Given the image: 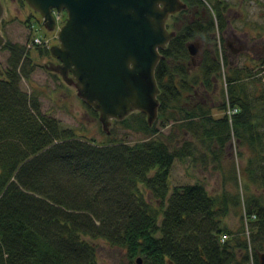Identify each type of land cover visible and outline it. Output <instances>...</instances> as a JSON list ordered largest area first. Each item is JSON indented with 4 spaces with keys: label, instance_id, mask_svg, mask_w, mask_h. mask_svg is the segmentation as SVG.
Returning a JSON list of instances; mask_svg holds the SVG:
<instances>
[{
    "label": "trees",
    "instance_id": "16d2710c",
    "mask_svg": "<svg viewBox=\"0 0 264 264\" xmlns=\"http://www.w3.org/2000/svg\"><path fill=\"white\" fill-rule=\"evenodd\" d=\"M183 1L188 7L173 18L176 35L160 49L164 58L155 68L157 119L149 125L144 113L132 112L119 121L142 134L133 143L81 138L42 112L37 94L19 85L33 69L25 45L4 43L0 264H99L95 238L124 249L126 264H138L137 258L140 264H259L264 246V88L249 97L241 84L234 85L240 76H228V98L214 107L236 111L212 114L206 95L215 91L227 56L220 60L215 43L213 52H202L199 72L191 73L187 44L208 39L209 28L183 15L203 0ZM211 10L212 26L216 19L222 30L224 15L217 6ZM230 128L249 151L241 169L244 199L237 195L235 200L243 204L245 224H253L244 239L239 236L244 229L236 236L222 226L231 201L227 193L213 195L194 182L176 185L168 194L174 159L191 153L184 136L203 143L215 138L217 159ZM181 139L183 145L172 149ZM230 180L238 186L240 177L238 181L235 173Z\"/></svg>",
    "mask_w": 264,
    "mask_h": 264
},
{
    "label": "rangeland",
    "instance_id": "374dc122",
    "mask_svg": "<svg viewBox=\"0 0 264 264\" xmlns=\"http://www.w3.org/2000/svg\"><path fill=\"white\" fill-rule=\"evenodd\" d=\"M0 1L4 8V15L0 20V32L4 36L5 42L25 45L24 56L30 61L33 68L28 79L21 78L20 88L28 93L37 94L42 112L58 119L62 127L72 128L77 136L93 140L96 143H105L113 139L133 143L142 137L140 132L132 127H126L124 123L119 122L120 120H111L109 133H107L103 130L98 119V112H92L90 107L77 96L75 87L66 84L57 73L45 68L47 61L56 62V59L50 54L49 47L58 44L57 27L64 21L65 11L58 26L56 25L53 30H48L43 26L40 14L33 10L25 0ZM203 2L201 5L190 6L186 14H183L185 20H195L201 27L209 28L208 39L198 37V40H193L197 52L189 60V69L191 73L199 72L202 52H213L216 46L220 60L223 55L227 56V64L221 63L215 91H210L206 95V104L213 105L211 112L215 117H218L224 114L225 109H217L214 106L228 98V76H240L234 85L241 84L249 97L257 95L264 88V0H203ZM213 6H217L224 15L222 30L217 26L216 19L214 27L212 26L211 9ZM177 13L170 15L166 20L168 30L175 29L172 22ZM31 24H33V29L30 28ZM33 33L42 40L41 46L27 45L32 40ZM228 41L230 45L227 44ZM240 45L242 48H239ZM231 48H239V50L233 53ZM7 57L8 50L2 46L0 48L1 78L5 76ZM248 74L249 76H246ZM168 129L166 127L162 130L167 133ZM184 137L192 144L191 153L183 158L176 157L174 159L168 176V194L176 185L194 182L204 185L210 194L227 193L231 197V201L228 212L222 218V226L234 232L236 236V233L244 229L239 235L244 239V236L246 237L252 231L253 224H245L243 204L235 203V200H237V195L240 196V200L244 199L241 169L249 154L247 147L240 145L237 136L232 134L230 128V139L220 150L219 157L214 159L212 150L218 147L215 138L203 143L194 140L188 134ZM182 145L183 140L181 139L172 143L171 148ZM235 173L238 181L240 177L238 186L235 185L234 180H230V177ZM148 198L152 204H155V200L150 195ZM92 242L96 246L99 264L127 263L124 249L111 246L102 238H95ZM263 251L264 246L258 253ZM237 257L241 259L240 252ZM239 264H253V262L240 261Z\"/></svg>",
    "mask_w": 264,
    "mask_h": 264
},
{
    "label": "water",
    "instance_id": "95a60500",
    "mask_svg": "<svg viewBox=\"0 0 264 264\" xmlns=\"http://www.w3.org/2000/svg\"><path fill=\"white\" fill-rule=\"evenodd\" d=\"M25 1L40 14L48 30L56 27L52 9L66 12L56 32L58 44L49 48L56 62L47 61L45 68L75 87L77 96L98 112L103 130L109 133L111 120H122L132 112L144 113L152 125L160 103L155 78V68L164 58L160 49L176 35L175 30H168L166 20L186 9L185 1ZM3 15L0 1V20ZM4 43L0 32V48ZM187 47L193 58L197 52L194 41ZM231 50L236 53L239 48ZM259 264H264V251Z\"/></svg>",
    "mask_w": 264,
    "mask_h": 264
},
{
    "label": "built area",
    "instance_id": "2783aa9c",
    "mask_svg": "<svg viewBox=\"0 0 264 264\" xmlns=\"http://www.w3.org/2000/svg\"><path fill=\"white\" fill-rule=\"evenodd\" d=\"M54 16H55V20H56L57 24H59L62 21L63 14L54 12ZM30 28L33 29V24H31ZM31 37H33L34 39L32 38V40L28 42V44H27L28 46H31L33 44H37L36 46L42 45L43 42H42V40H40V38L38 37L37 34L33 33V35ZM235 111H236V108L227 107L224 111V114L230 115ZM225 237H226V235H223L221 239L224 240Z\"/></svg>",
    "mask_w": 264,
    "mask_h": 264
},
{
    "label": "flooded vegetation",
    "instance_id": "af4514ba",
    "mask_svg": "<svg viewBox=\"0 0 264 264\" xmlns=\"http://www.w3.org/2000/svg\"><path fill=\"white\" fill-rule=\"evenodd\" d=\"M187 4V3H186ZM187 7H188V4H187ZM241 47H239V48H242V45H240Z\"/></svg>",
    "mask_w": 264,
    "mask_h": 264
}]
</instances>
